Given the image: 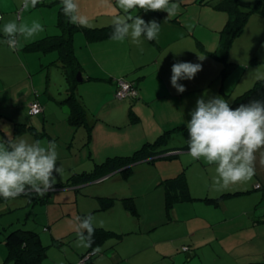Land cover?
<instances>
[{"label": "crops", "instance_id": "1", "mask_svg": "<svg viewBox=\"0 0 264 264\" xmlns=\"http://www.w3.org/2000/svg\"><path fill=\"white\" fill-rule=\"evenodd\" d=\"M53 1L39 0L35 8L29 6L25 9L23 0H0L3 10L0 9L4 12L0 23L10 20L31 23V19H34L32 16L43 13L36 12L37 9L47 10V15L51 11L55 12L47 18L40 15L39 22L44 31L30 40L21 38L20 48L15 51L3 43V25L0 26V54L3 57V52L6 53L11 65L18 66L21 70L19 77L8 75L7 79L3 78L1 67L9 65L4 57L2 61L0 59V114L4 112L6 105L13 108L20 103L16 93H10L9 88L23 83L28 85L24 89L28 102L24 100L21 103L24 116L15 115L14 112L18 110H14V114H9V117L0 115V133L4 141L9 137L29 143L55 140L57 164L62 163L63 168L62 176L55 177V187L43 196L31 190H26L23 194L29 193V197L36 198L35 202L48 201L49 196L61 194L62 200L57 203L62 204L67 201L65 199L68 195L74 194L77 199L80 194L85 195L84 190L89 183L109 180L117 173H121L120 176L144 177L155 172L153 178L151 177L152 181L156 180L164 188V191H159L158 188L141 187L136 192L120 193L93 187L90 190L92 192L86 193L92 207L85 208L82 213L95 217L98 211H103L104 214L112 216L107 223L115 224L112 226L115 228L107 231L112 235L107 237L103 235L107 228L105 224H93L94 230H98V233L95 232L97 239L86 251L79 254L76 263L81 256L90 252L92 257L89 264H213L217 261L221 264H264V156L256 157L255 174L247 184L241 182L226 189H214L216 166L207 164L203 158L193 159L189 155V148L184 149L189 138L179 128L170 132L168 142L162 146L176 149L167 152L175 153V158L140 160L132 164L130 172L120 168L104 173L93 181L80 182L85 172L94 170L99 163L110 157L131 155L163 132L177 126L186 127L190 120L186 113L185 98L194 93L198 95L205 92L207 96L222 97L224 90L236 85L232 70L240 62L229 53L226 59L216 53L221 45L220 31L225 25L222 18L226 13L215 9L216 4L213 8L211 3H203L202 0H171L179 1L180 4L186 3L185 1L188 4L200 1L201 14L197 23L203 25V13L205 26H202L204 31H201L204 37L198 39L194 37L190 22L181 19L179 13L167 19L168 14L165 11L145 12L139 8L132 10L131 15H139L146 22L155 20L161 25L157 39L148 41L142 37V44L137 46L130 38L122 43L110 38L90 41L82 32H77L73 46L82 66L79 71L82 80L77 79L74 91L85 106L86 121L74 126L70 122L71 106L65 100L70 92L69 83L61 69V62H54L57 60L56 50L32 52L26 49L37 40L61 32L58 26L59 5ZM78 3L80 12L89 17L91 27L110 25L115 16L124 15L116 0H109L107 7L101 5V0H78ZM255 4L256 2L252 6L247 5L244 9L250 10ZM256 14L264 18V13L251 12L244 31L247 26H262L261 21L255 18ZM216 33L219 37H215ZM211 37H215L213 44L218 41L215 52L207 45ZM198 55L205 58L200 60ZM228 59L231 61H226ZM221 61L225 62V68L221 74L223 78H218L222 86H217L214 84L216 79L208 76L212 70H217ZM177 62L202 65V70L194 79L179 81L186 89L183 93H178L171 84L172 66ZM55 69L59 70L57 74ZM57 79L64 80L63 87L55 86L58 84ZM120 79L134 83L138 96L117 98L116 90ZM258 80L260 79H256L254 84ZM81 83H86L84 88L80 87ZM90 90L94 91L91 95ZM244 92L238 94L229 104ZM97 93L99 99L104 100L94 107L89 101L96 98ZM35 99L43 105V111L32 115L29 113V106ZM181 172L184 173L183 177L194 199L183 202L173 199V204L167 208V190L163 181ZM258 184L261 186H257ZM242 195L249 198V204L230 203L237 202L238 200L232 198ZM101 197H114V202L110 207L100 209ZM126 197H131L128 204ZM205 197L211 200H203ZM47 208L50 213L51 208ZM52 221L53 218L50 217L49 223ZM114 236H119L118 240H112ZM121 242L124 243L120 245ZM185 247L190 249L186 250ZM61 263L66 264L65 261Z\"/></svg>", "mask_w": 264, "mask_h": 264}, {"label": "clouds", "instance_id": "2", "mask_svg": "<svg viewBox=\"0 0 264 264\" xmlns=\"http://www.w3.org/2000/svg\"><path fill=\"white\" fill-rule=\"evenodd\" d=\"M39 0H23V7L35 8ZM109 0H101L107 7ZM124 15L112 19L110 39L115 42L131 40L134 45L142 44V37L148 41L157 39L161 25L155 20L146 22L139 15H131L134 9L165 11L167 19L178 14L179 4L171 0H116ZM61 11L68 21L78 27H91L89 17L80 12L78 0H61ZM191 30V26H189ZM44 31L38 20L31 23L10 20L2 27L3 43L13 51L20 39L30 40ZM199 59L205 57L200 55ZM202 70V65L191 62H177L172 66L171 84L178 93L186 89L180 80H192ZM264 79V75H257ZM207 96V92L204 94ZM187 122L189 155L215 165L216 177L213 188H228L230 185L251 180L255 174L256 153L264 149V100H252L236 108L219 96L200 97ZM264 156V153H262ZM58 152L55 140L29 143L23 139L9 137L0 142V197L14 199L34 191L43 196L56 184V176H62L63 168L58 166ZM75 246L90 247L93 240V217L89 214L77 217ZM99 251V249H96Z\"/></svg>", "mask_w": 264, "mask_h": 264}, {"label": "rangeland", "instance_id": "3", "mask_svg": "<svg viewBox=\"0 0 264 264\" xmlns=\"http://www.w3.org/2000/svg\"><path fill=\"white\" fill-rule=\"evenodd\" d=\"M210 1H211V6L213 7V5L218 4L219 0H210ZM173 2L179 4V12H178L179 17L183 20L186 19L187 22L188 21L190 22L194 37L197 39L201 38L203 36L201 31H204L202 26H205V22H204L205 18L202 13L201 22L203 23V25L202 26L200 24L198 25L197 22H199L200 20L199 15L201 14L200 1L192 4H180L179 1H173ZM241 2L244 4V6L246 5L252 6L256 2V0H241ZM211 6H209V9H212L210 8ZM244 10L247 11L248 9L246 8ZM45 11L47 10L37 9L36 12H43V13L32 16L34 19L31 20L41 21L40 15L41 16L45 15L47 18L50 17L53 13H55L51 11V14L47 15ZM256 17L259 19V21H261L260 23L262 24V26H255V27L253 26L251 28L250 26H247L244 31L245 33H243L239 39H236L233 42V45L231 47L232 49L229 52V54H231L240 63L235 65L232 70V72H234L236 77V81H237L236 85L224 90L222 95V97L228 103L231 100H233L238 94L246 91L250 86H252L254 84V81L257 79L258 74L264 75V18H261L257 14L255 15V18ZM222 19L225 24L227 20V15H225ZM7 22L8 21L1 22L0 26L4 25ZM215 37H219L217 33ZM215 37H211L209 38V40L207 39L208 40L207 45L212 52H215V50L218 48L217 38H216L217 42H215L214 44L212 42L213 40H215ZM195 38H193L194 41H196ZM0 55H1L0 56L1 61L3 60L4 57L5 62L9 65V67L8 66L1 67L2 77L6 79L8 78V75H16V77H19V75L21 74L20 68L18 66L11 65L12 62L7 58L6 53L3 52V57H2V53ZM227 61H231V59H228ZM224 68H225V62L221 61V64H218L217 66V70L215 69L212 70L210 76H208L211 77L212 79H216V82L214 84H216L217 86H222V83L218 78L219 77L223 78L221 74L224 71ZM54 71L57 74V71L59 70L55 69ZM21 80L23 79H20V81ZM63 81H59V80L56 81L58 82V84H55V86L58 88L59 86L63 87L65 83V82L63 83ZM85 85L86 83H81L80 87L84 88ZM27 86H28L27 84L23 83L18 87L9 88L10 93H16L18 102L20 103L14 105L13 108H11V105L10 106L6 105V107H4L3 109L4 112L2 111L0 115L5 114L6 116L9 117L10 116L9 114H12L14 110H18L17 112H14L15 115L22 117L24 116V113L21 108V103H23L24 100L25 102H28V100L25 99L27 94L24 93V89ZM93 92H94L93 90H90V95ZM202 96H204L206 100L208 98L213 97L211 95H210L211 97L205 96L203 93L198 95L194 93L193 95L185 98L186 113L189 120H191L190 114L196 107L197 100ZM99 98L100 96L97 93L96 98L91 99L89 102L94 107L99 106L104 100ZM25 115L28 116L27 113ZM3 140L4 139L2 137V134L0 133V141ZM262 153H264V149H261L255 155L256 157H259L262 156ZM58 166H62V163H58ZM120 175L121 173H117L112 177L110 176L111 178L109 180L103 179L102 181L91 182L87 185V187H85L86 189L84 190L85 195L82 196L80 194L79 199H77V197L74 194L68 195V197H66L65 199L67 201L62 204L57 203L60 200H62L61 194H54L51 197L49 196L48 201L45 200L41 202L40 200L35 202L36 198L29 197L28 196L29 193L19 195L14 199H7V200L4 199L3 197H0V199H2L0 201V223H1L0 240L2 239V241L0 242V264H15L13 260L7 258L8 249L6 244L4 243V238H5V234H7L9 230L17 228L19 226H22L24 228H31V229L35 228L39 230L42 241L45 244L49 245V247L47 248V256L39 264H60L63 261H65L66 264H76V258L79 256V254L82 251L84 252L88 248L84 246H80V247L75 246V242L77 239L76 237V225L78 223L77 217H84L87 214L89 215V213L83 214L82 212H84L83 210L85 208L92 207L90 205L91 204L90 197H88L86 193L92 192L90 190H92L93 187L102 188L101 190H106L108 192L119 191L120 193H124V192L130 193L134 190L136 192V190L141 189V187L158 188L159 191H164V188L160 187L156 180L152 181L155 172L150 176H144V177H140V176L138 177L136 175L135 176L130 175V177L129 175L128 176L125 175L120 176ZM248 182L249 181H246L245 183L247 184ZM257 186H261V184ZM232 199L238 200L237 202L231 201L230 203L232 204L234 203H239L241 205L249 204V201H247V199L249 198L247 196L242 195V196L234 197ZM99 201L100 200H98V202ZM98 202L97 203L94 202V203L98 204ZM47 207H49V209L51 208L50 213L48 212ZM104 213L105 212L103 211H98L96 216L93 217V222H95L93 224H97L99 226L105 224L107 228L105 229L103 235L107 237L112 236L110 235V233H107V231L113 230V228L115 227L112 226H115V224L107 223L110 220V218H112V216ZM50 217L53 218V221L51 223H49ZM60 237L62 240L60 239ZM118 238L119 236H114V239L112 240H118ZM123 243L124 242H121L120 245H122ZM64 256H67L68 259L64 258ZM213 264H221V262L217 261Z\"/></svg>", "mask_w": 264, "mask_h": 264}, {"label": "trees", "instance_id": "4", "mask_svg": "<svg viewBox=\"0 0 264 264\" xmlns=\"http://www.w3.org/2000/svg\"><path fill=\"white\" fill-rule=\"evenodd\" d=\"M209 1L210 0L205 2L202 0L203 3L207 4L211 3ZM53 2L59 5L58 26L61 28V32L49 37H45L41 40H37L29 44L26 49L32 52H46L56 50L57 60L54 62H61V69L65 73L67 81L69 83L70 92L65 100L69 102L71 106L70 122L74 126H79L86 121V109L82 100L75 94L74 91L75 83L78 81L77 75L79 71L82 70L81 63L74 52V37L77 32H82L90 41L110 38L113 31L112 24L102 27H78L71 24L68 21V18L63 15L61 11V0H54ZM185 2L186 3L184 4H188V1ZM246 6H244L241 0H221L217 5H215V9L218 8L219 10H222V12L224 11L227 15V22L225 23L223 29L220 31L221 45L220 48L216 51V53L223 56L224 59H226L228 56L234 38L244 31L245 24L248 21L250 13L253 11L264 13V0H257L256 4L247 11L244 10ZM1 12L3 16L2 18H0V21L4 17V12L2 10ZM134 87L136 86L134 85ZM137 96L138 94H136L134 97ZM252 100H264V79L258 80L250 89L238 96L230 104V107L236 108L240 104H247ZM34 101H37L41 105L42 112L43 105L37 99H35ZM179 128L188 137L187 127L177 126L171 128V130H167L160 134L154 141L146 142L142 147L135 150L131 155H117L99 163L94 170L85 172L80 182L93 181L99 178V176L103 175L104 173L111 172L120 168H123L126 172H130L132 164L140 160L153 161L157 160V158H175V153L167 154V152H170L169 150L175 151L176 149H169L168 147L162 146L168 142V135H170V132ZM188 148V145L184 147V149ZM180 149H182V147ZM162 154L164 155L162 156ZM183 176L184 173L181 172L177 176L165 179L163 181V184L167 190V208H170V206L173 204V199H175L176 202H183L194 199L189 191V187L187 185L188 183ZM101 198V205L99 207L100 209H106L110 207L114 202V197ZM130 199L131 197L125 198L127 204L129 203ZM203 200H211V198L205 197L203 198ZM97 231L98 230L95 228L92 238L93 241L97 239L95 233ZM39 232L40 231L35 228H24L22 226L9 230V232L5 234L4 238V243L6 244L8 249L7 258L13 260L15 264H39L47 256V248L49 247L42 241L41 234ZM89 253L90 252H87L83 256H81L80 260L76 264H79L82 257L88 255ZM91 257L92 256L90 255L87 260L81 264H89ZM249 264L261 263L256 262Z\"/></svg>", "mask_w": 264, "mask_h": 264}, {"label": "built area", "instance_id": "5", "mask_svg": "<svg viewBox=\"0 0 264 264\" xmlns=\"http://www.w3.org/2000/svg\"><path fill=\"white\" fill-rule=\"evenodd\" d=\"M2 12L0 10V18H2ZM137 94L136 88L134 87V84L131 81H128L126 79H120L118 80L117 84V90H116V97L119 99L126 98L129 96H135ZM42 110L41 105L36 101L30 103V109L29 112L31 114H38ZM259 185V184H258ZM186 250H189V247H185ZM90 256V254L82 257L79 264L84 263L87 258Z\"/></svg>", "mask_w": 264, "mask_h": 264}, {"label": "water", "instance_id": "6", "mask_svg": "<svg viewBox=\"0 0 264 264\" xmlns=\"http://www.w3.org/2000/svg\"><path fill=\"white\" fill-rule=\"evenodd\" d=\"M77 79H78V80H82V75H81V73H78V75H77Z\"/></svg>", "mask_w": 264, "mask_h": 264}]
</instances>
